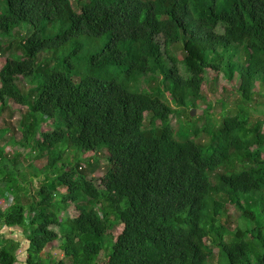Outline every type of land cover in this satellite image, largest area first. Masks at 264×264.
<instances>
[{"label": "trees", "instance_id": "trees-1", "mask_svg": "<svg viewBox=\"0 0 264 264\" xmlns=\"http://www.w3.org/2000/svg\"><path fill=\"white\" fill-rule=\"evenodd\" d=\"M83 40L105 44L92 72L125 66L141 90L60 70ZM2 56L0 115L17 104L20 116L0 129V264L25 245V264H264V120L242 106L182 140L171 125L174 106L194 121L188 103L221 73L245 101L264 93V0H0ZM14 144L45 160L38 173Z\"/></svg>", "mask_w": 264, "mask_h": 264}, {"label": "rangeland", "instance_id": "rangeland-1", "mask_svg": "<svg viewBox=\"0 0 264 264\" xmlns=\"http://www.w3.org/2000/svg\"><path fill=\"white\" fill-rule=\"evenodd\" d=\"M223 0H219V2H222ZM76 3V2H75ZM82 43L84 44L82 53L78 55H73L74 47L69 46L66 50H61L59 53L60 58H65L67 55H70L72 59L68 60L66 63L62 64L59 66V69L62 71H66L67 68L70 66L79 71L81 75L88 74H97L100 78L104 79H110L113 78L119 83H124L127 85V89L130 90L131 92H135L136 90H141L139 84L141 81H136L135 79H130L126 80L125 72L124 70L126 69L125 66H116V65H101L97 66L95 68V71L92 72L91 68H93L89 63H86L89 59V56L92 55L93 53H100L103 50L104 47V42L101 40H92L90 42L83 40ZM178 55V54H177ZM176 55V58L178 56ZM6 61V56L0 57V68ZM148 79H146L147 81ZM145 81V80H143ZM145 81V82H146ZM143 82V87H148V85L151 84V87H155L159 85L162 87L163 81L160 79L156 81V84L151 83L147 84ZM1 84V83H0ZM239 85V82L237 80L235 81H229L225 77L223 73H221L217 79V82H213L211 78H208V81L205 82V84L202 87V97L203 100H200L197 102V107L192 108V105L188 103L187 110L190 113L192 110H195V115L192 116L194 119L193 122L189 123L188 119L184 117L182 114V109L181 107L174 106L175 113L171 115V125L175 127L176 130V138L179 140L185 139V138H190L193 139L195 138V131L193 128V123H197L198 128H201L202 126H207V125H213L216 122H219L223 119L224 116H233L237 113H239V107H242L241 109L245 111L244 106H246L251 113H253L256 117L261 118L264 120V93L258 95L253 93V97L250 101H245L242 99L240 94L237 91H233V87H237ZM259 88V83L256 84V89ZM143 89V88H142ZM261 91L262 89L259 88ZM157 95H160L159 92H155ZM166 98L171 101L172 96L170 93H166ZM20 105L14 104L13 107L14 109L13 112L11 111H6L2 115H0V129L5 126V119L11 121L14 125H16V121L19 118L20 114L17 112V108H19ZM206 108H210L211 112L209 115H206ZM240 109V110H241ZM207 116V117H205ZM148 118V117H147ZM146 118V119H147ZM182 120V121H181ZM181 121V122H180ZM48 122H51L49 120ZM55 127V123L52 122L50 125H45L43 127L44 131H50L52 128ZM9 134L7 135L6 139L2 141L3 143L8 141L7 138L9 139ZM21 133H17V136L15 137L16 139H20ZM197 138H202L206 142V136L203 132H199L197 135ZM5 145V144H4ZM6 149L10 152L11 155L14 154L19 155L18 159L19 162L21 163V169L23 172L28 174L29 177H32L29 173H38L39 166L38 165H43L44 161H37V165L33 163L35 161L34 154L29 155L30 150L29 149H24L21 145L19 144H14L13 149H11V146H6ZM66 149V154L64 155L67 160L71 161L75 158V156L78 155L77 160H81L83 158V154L80 153L79 151L75 150L73 147L67 148V145H62L59 148L56 149V152L63 153V150ZM13 150V153H12ZM28 154V155H27ZM93 153L87 154L84 156V158L91 159V161L94 163V177L101 178L104 175L105 172V166H106V161L105 159L101 156L98 155V157L95 159L93 156ZM97 162V163H96ZM14 166L12 165L13 171H16L20 169V164L18 165L17 161H14ZM17 167V168H16ZM43 175H40V180H43ZM215 180V178H213ZM40 181L36 180L37 185H39ZM218 184V183H217ZM64 191V190H62ZM71 215H75L76 213L74 211H71ZM230 215L233 216L234 218H239V211L232 206L230 208ZM61 218H64L67 220V217L65 214L61 215ZM225 219V216L223 217ZM5 231L7 232L8 237L12 238H20L22 237L19 235V233H10L8 228H5ZM23 240V239H22ZM54 246L59 247L58 243L53 244ZM25 248L26 245L23 246V248L18 252V258L19 262L17 264H25ZM218 252V249H216V254ZM54 253H57L55 251ZM104 259V258H101ZM103 262V260H101ZM212 264H220L218 261H214Z\"/></svg>", "mask_w": 264, "mask_h": 264}, {"label": "water", "instance_id": "water-1", "mask_svg": "<svg viewBox=\"0 0 264 264\" xmlns=\"http://www.w3.org/2000/svg\"><path fill=\"white\" fill-rule=\"evenodd\" d=\"M191 115H192V116L195 115V110H192V111H191Z\"/></svg>", "mask_w": 264, "mask_h": 264}]
</instances>
